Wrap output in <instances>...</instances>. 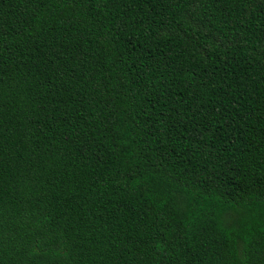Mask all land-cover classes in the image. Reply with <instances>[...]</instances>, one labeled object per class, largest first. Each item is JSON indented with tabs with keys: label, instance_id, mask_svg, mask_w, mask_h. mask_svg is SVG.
I'll list each match as a JSON object with an SVG mask.
<instances>
[{
	"label": "trees",
	"instance_id": "obj_1",
	"mask_svg": "<svg viewBox=\"0 0 264 264\" xmlns=\"http://www.w3.org/2000/svg\"><path fill=\"white\" fill-rule=\"evenodd\" d=\"M0 264H264V0H0Z\"/></svg>",
	"mask_w": 264,
	"mask_h": 264
}]
</instances>
